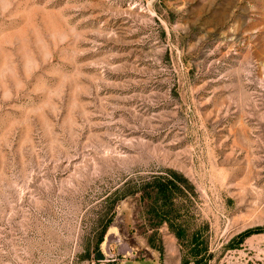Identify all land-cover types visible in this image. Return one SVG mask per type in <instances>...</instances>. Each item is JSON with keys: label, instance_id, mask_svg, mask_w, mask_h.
<instances>
[{"label": "rangeland", "instance_id": "374dc122", "mask_svg": "<svg viewBox=\"0 0 264 264\" xmlns=\"http://www.w3.org/2000/svg\"><path fill=\"white\" fill-rule=\"evenodd\" d=\"M171 244L264 264V0H0V264Z\"/></svg>", "mask_w": 264, "mask_h": 264}, {"label": "crops", "instance_id": "0c3cea01", "mask_svg": "<svg viewBox=\"0 0 264 264\" xmlns=\"http://www.w3.org/2000/svg\"><path fill=\"white\" fill-rule=\"evenodd\" d=\"M173 242V241H172ZM121 264H186L181 251L173 244L168 246L164 254L153 255L151 257H130ZM191 264V263H189Z\"/></svg>", "mask_w": 264, "mask_h": 264}]
</instances>
